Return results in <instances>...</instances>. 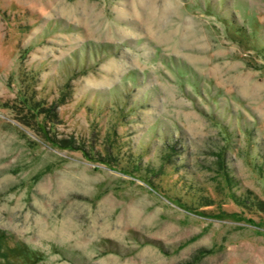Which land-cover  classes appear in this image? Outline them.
<instances>
[{"label":"rangeland","instance_id":"rangeland-1","mask_svg":"<svg viewBox=\"0 0 264 264\" xmlns=\"http://www.w3.org/2000/svg\"><path fill=\"white\" fill-rule=\"evenodd\" d=\"M0 264H264V0H0Z\"/></svg>","mask_w":264,"mask_h":264}]
</instances>
